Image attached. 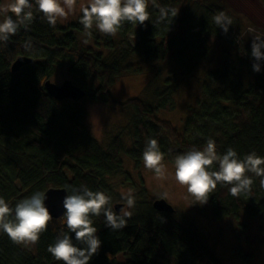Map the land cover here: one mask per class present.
<instances>
[{
	"label": "trees",
	"instance_id": "obj_1",
	"mask_svg": "<svg viewBox=\"0 0 264 264\" xmlns=\"http://www.w3.org/2000/svg\"><path fill=\"white\" fill-rule=\"evenodd\" d=\"M186 1L155 0L153 4L149 0L150 20L146 26L125 23L114 37L100 33L94 26L93 47L85 48L77 37L85 30L80 23L82 12L75 23L63 26L57 21L51 27L41 19L32 0L34 20L29 29L22 28L8 42H0V139L10 142L7 146L0 143V197L10 207L52 187L65 188L70 194L71 188L86 185L109 194L108 176L123 167L120 153L124 149L119 136L103 149L87 132L81 104L56 100L46 93L43 83L61 62L69 63L68 72L85 93L93 87L87 95L90 101L131 106L133 146L124 152L135 164L143 159L150 138L158 141L164 159L173 164L177 155L193 147L202 149L209 139L215 141L220 154L231 147L240 158L251 152L264 157V61L260 62L261 71L254 72L252 40H235L237 61L244 64L245 73L236 62L227 60L221 69L207 72L200 83V99L195 107L187 108L181 130L156 117L158 109L172 103L167 98L175 89L169 80L152 102L136 97L123 103L114 99L110 89L115 80L123 72L141 70L139 62L131 61L133 57L141 62H161L169 55L184 65L183 50L191 49L193 43L188 37L177 40L179 36L174 33L179 29L180 11L172 23L160 22L159 7L177 9ZM220 12L228 14L219 3L203 4L197 25L187 26L183 21L180 33H189L199 42V49L209 36L223 38L225 33L214 22ZM134 29L138 38L130 45L129 35ZM28 41L30 48L26 47ZM18 57H28L33 62L12 73V63ZM20 130H30L34 137L22 142L17 136ZM249 175L254 183L248 195L233 197L229 186L217 185L208 200L213 219L244 213L264 223V187L261 178ZM144 194L143 188L142 197ZM151 203L139 206L121 230L108 228L102 214L93 217L102 244L89 264H222L202 245L194 226H181L172 214L156 211ZM62 229L67 231L64 216L52 219L39 241L28 249L0 231V264H63L48 251ZM70 235L75 243V234Z\"/></svg>",
	"mask_w": 264,
	"mask_h": 264
},
{
	"label": "rangeland",
	"instance_id": "obj_2",
	"mask_svg": "<svg viewBox=\"0 0 264 264\" xmlns=\"http://www.w3.org/2000/svg\"><path fill=\"white\" fill-rule=\"evenodd\" d=\"M13 0H0V5L12 3ZM219 3L232 18V25L223 38L209 36L206 38L204 46L199 49V42L189 33H180L182 22L187 26H194L199 16V7L203 4ZM85 0H77L72 13L67 20H58L59 24L66 26L69 23L78 21L81 13L80 5ZM181 19L179 29L174 33L181 37H188L193 43L191 49H184L185 62L183 66L177 64L175 59L167 56L161 62H141L140 58L133 57L131 61L139 62L141 69L139 72H123L111 85L110 91L114 99L123 103L129 98H139L142 101H154L156 92L163 90L167 85L174 84V91L171 98L170 107L158 109L156 117L159 120L169 121L177 130H181L187 108L195 107L200 99V83L209 71L221 69L225 60L236 62L245 73L244 64L237 61L236 46L241 42H248L253 36L259 35L264 38V0H187L185 4L179 5ZM4 16H0V21ZM96 29V28H94ZM251 30V31H250ZM92 31V29H91ZM97 31H99L97 29ZM185 32V31H184ZM184 36H183V35ZM79 44L83 47L92 46V36L86 30L77 33ZM136 30H132L129 35L130 45L137 41ZM176 40V41H177ZM67 62H61L54 70V74L49 80L54 84H62L65 80L74 83L70 72H68ZM76 84V83H74ZM93 86V85H92ZM93 90L91 87L86 90L89 96ZM85 96L78 101L85 109L86 118L84 125L87 132L93 137L99 146L107 149L110 141L119 136L124 151L133 146V109L129 105H120L106 102H93ZM72 101L71 99L66 100ZM17 136L22 142H28L34 135L30 130H20ZM0 143L9 145V141L0 139ZM121 152L122 169L115 175L108 176V195L112 197L113 206L117 203L125 202L121 198L122 193H126L129 188L133 189L136 204L131 211L134 213L139 206L155 199L163 198L167 193V198H163L169 205L173 206L172 217L181 225L187 223L194 226L196 236L203 246L212 253L222 264H264V223L258 217H250L244 213L235 216H226L223 219H213L211 215V204H198L195 198L187 192L186 186L178 184L174 178L175 166L164 159L163 163L168 169L166 179L158 180L152 170L146 169L143 159L137 164L125 152ZM145 194L142 197V189ZM22 247L29 248L22 245ZM123 257L122 260H126Z\"/></svg>",
	"mask_w": 264,
	"mask_h": 264
},
{
	"label": "clouds",
	"instance_id": "obj_3",
	"mask_svg": "<svg viewBox=\"0 0 264 264\" xmlns=\"http://www.w3.org/2000/svg\"><path fill=\"white\" fill-rule=\"evenodd\" d=\"M152 3L155 4V0ZM76 4L77 0H35L41 19H46L51 27H55L60 19L67 20ZM148 7L149 0H85L80 5L83 13L80 23L89 36L95 26L100 33L114 37L125 23L146 26L145 22L150 20ZM33 8L32 0H13L12 3L0 5V15L4 16L0 21V42H8L22 28L29 29L34 20ZM178 11L172 7H159V21L172 23ZM214 22L225 33L233 23L232 18L224 12L217 14ZM26 47H31V41L26 42ZM262 49L264 38L253 36L251 57L255 60L252 65L254 72L261 71L260 62L264 61ZM163 161L164 153L158 141L150 138L143 150V163L146 169L155 173L158 180L166 179L168 175ZM174 166L176 182L186 186L187 192L201 205L208 202L218 184L229 186L228 191L233 197L248 195L254 183L249 173L261 178L260 183L264 187V157L251 152L240 158L231 147L220 154L212 139L202 149L193 147L190 151L177 155ZM133 192L129 188L126 193L121 194L125 206L117 212L113 209L112 197L104 191H93L86 185L71 188L70 194L65 195L62 201L67 231L62 229L58 233L55 242L48 246V251L57 261H63V264H89L102 244L92 218L102 214L106 226L111 230L125 228L133 215L131 209L136 204ZM167 195L164 193L163 198L166 199ZM47 198L46 192L37 191L19 201L13 208L0 197V231L6 233L17 245H35L53 219L45 204ZM70 233L75 234V243Z\"/></svg>",
	"mask_w": 264,
	"mask_h": 264
},
{
	"label": "water",
	"instance_id": "obj_4",
	"mask_svg": "<svg viewBox=\"0 0 264 264\" xmlns=\"http://www.w3.org/2000/svg\"><path fill=\"white\" fill-rule=\"evenodd\" d=\"M32 62L33 60L31 58L18 57L12 63L11 72L15 73L21 67L25 66V64ZM43 84L46 93L56 100L71 99L73 102H78L81 98L87 95L85 90L72 83L71 80H65L62 84L57 85L47 79ZM45 192L48 197L45 204L48 207L53 219L63 216L65 209L63 208L62 201L65 195L68 194V191L65 188L52 187L46 189ZM122 206L123 204L117 203L113 206V209L119 212ZM151 206L158 212L162 211L170 215L175 211L173 206L169 205L163 198L153 200Z\"/></svg>",
	"mask_w": 264,
	"mask_h": 264
}]
</instances>
